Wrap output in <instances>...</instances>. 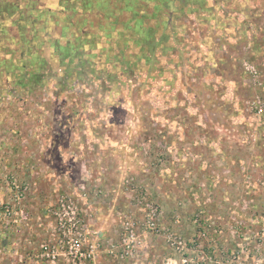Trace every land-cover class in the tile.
I'll use <instances>...</instances> for the list:
<instances>
[{"label": "rangeland", "instance_id": "obj_1", "mask_svg": "<svg viewBox=\"0 0 264 264\" xmlns=\"http://www.w3.org/2000/svg\"><path fill=\"white\" fill-rule=\"evenodd\" d=\"M5 1L0 264H264V0Z\"/></svg>", "mask_w": 264, "mask_h": 264}, {"label": "flooded vegetation", "instance_id": "obj_2", "mask_svg": "<svg viewBox=\"0 0 264 264\" xmlns=\"http://www.w3.org/2000/svg\"><path fill=\"white\" fill-rule=\"evenodd\" d=\"M31 3L32 4H36V5L33 6L32 8H30V9H26L27 7H25V8L23 7V11H21V12L22 13L34 12L35 8L38 9V7H40V6H38L39 5V1H37V0H33ZM8 5L9 4H7L6 1H5V3H3L2 7H1L0 13H3L2 11L7 12L8 10H10ZM43 9H45V8H43ZM20 10H22V9H20Z\"/></svg>", "mask_w": 264, "mask_h": 264}]
</instances>
